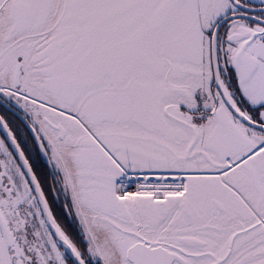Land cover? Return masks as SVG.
Returning a JSON list of instances; mask_svg holds the SVG:
<instances>
[{
	"label": "snow or ice",
	"instance_id": "1",
	"mask_svg": "<svg viewBox=\"0 0 264 264\" xmlns=\"http://www.w3.org/2000/svg\"><path fill=\"white\" fill-rule=\"evenodd\" d=\"M0 264H264V0H0Z\"/></svg>",
	"mask_w": 264,
	"mask_h": 264
}]
</instances>
